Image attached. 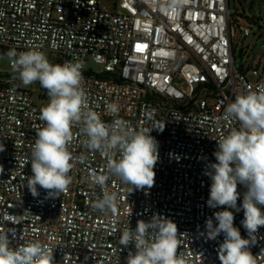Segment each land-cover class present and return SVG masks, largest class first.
Returning a JSON list of instances; mask_svg holds the SVG:
<instances>
[{"label": "built area", "instance_id": "1", "mask_svg": "<svg viewBox=\"0 0 264 264\" xmlns=\"http://www.w3.org/2000/svg\"><path fill=\"white\" fill-rule=\"evenodd\" d=\"M99 2L0 0V46L18 54L50 52L57 64L81 62L88 108L105 123L114 119L105 111L108 103L117 104L119 118L136 131L160 122L163 131L149 133L158 142L154 184L128 193L129 186L107 172L106 158L84 147L86 137L75 125L69 151L84 159L72 161L71 183L55 197L37 186L34 197L25 177L32 175L29 158L48 96L6 73L0 77V231H15V238L9 234L13 248L48 246L54 264H126L135 248L119 245L120 232L159 214L176 224L186 264H221L223 234L215 240L202 235L206 219L222 210L207 206L211 180L204 172L215 162L216 140L239 128L224 118L226 105L264 84V63L262 69L259 63L238 67L234 56V22L244 35L251 28L230 13V0H113L109 8ZM89 60L102 69H88ZM93 174L109 175L103 189L91 185ZM105 190L117 197L107 214L91 207ZM237 191L240 206L246 188L238 183ZM228 210L249 238L240 223L243 210ZM248 250L255 264H264V226Z\"/></svg>", "mask_w": 264, "mask_h": 264}, {"label": "clouds", "instance_id": "2", "mask_svg": "<svg viewBox=\"0 0 264 264\" xmlns=\"http://www.w3.org/2000/svg\"><path fill=\"white\" fill-rule=\"evenodd\" d=\"M7 56L16 78L24 86L38 82L48 96V103L40 109L39 116L44 126L36 131L29 158L32 175L25 177V185L34 197L39 195L37 186L46 190L49 197H55L64 193L71 183L68 173L73 168L72 161L84 159L74 157L69 151L75 125L81 126V133L86 137L84 147L106 158L107 172L128 185V193L134 188L153 186L159 154L158 142L149 133L151 129L163 131V127L136 131L119 118L120 109L115 103L105 106L113 121H102L88 108L79 61L53 64L36 50L19 54L10 50ZM224 118L236 121L239 128L215 139V162L206 165L204 174L211 180L207 206L222 207V210L213 213L215 225L213 217L206 219L202 235L215 240L223 234L218 248L221 264H255L248 246L258 228L264 226V213L259 207L264 205V84L258 85L256 91L236 95L224 108ZM108 179V174H93L91 185L103 189ZM238 183L246 188L240 206H237ZM116 200L115 193L105 190L91 207L107 214L115 211ZM229 208L243 210L240 223L249 238H243L234 226V215ZM9 234L15 238L13 229L0 231V264H54L48 246L28 242L13 248ZM118 243L124 247L134 245L135 252H128L126 264H186V257L178 254L176 224L159 214H153L148 221L138 220L134 229L122 230Z\"/></svg>", "mask_w": 264, "mask_h": 264}, {"label": "rangeland", "instance_id": "3", "mask_svg": "<svg viewBox=\"0 0 264 264\" xmlns=\"http://www.w3.org/2000/svg\"><path fill=\"white\" fill-rule=\"evenodd\" d=\"M100 5L105 8L113 6V0H100ZM230 13L232 15L240 14L242 17L241 24L251 28L249 35H244L234 22L232 28V40L234 46V56L238 67L258 64V68L262 69L264 63V0H230ZM50 63L57 64V57L50 52H43ZM87 68L94 71H100L102 65L92 60L87 62ZM0 72L2 75L6 73L13 74L7 54H0ZM16 76V75H15ZM253 79L252 76H249ZM28 88L35 89V93L41 89L38 82L32 83ZM37 89V90H36ZM208 101H212L213 97L204 94ZM156 126L162 127L160 122ZM155 126V127H156ZM156 132H161L155 129Z\"/></svg>", "mask_w": 264, "mask_h": 264}, {"label": "trees", "instance_id": "4", "mask_svg": "<svg viewBox=\"0 0 264 264\" xmlns=\"http://www.w3.org/2000/svg\"><path fill=\"white\" fill-rule=\"evenodd\" d=\"M9 52V50L7 49V48H5V47H1L0 46V54H7ZM0 75H2V73L0 72ZM12 75H16L14 72H13V74ZM40 88H41V92H42V94H45L46 93V90L45 89H43L41 86H40Z\"/></svg>", "mask_w": 264, "mask_h": 264}]
</instances>
